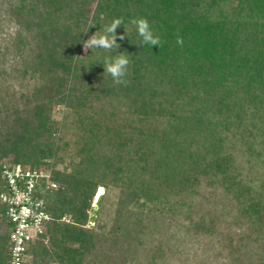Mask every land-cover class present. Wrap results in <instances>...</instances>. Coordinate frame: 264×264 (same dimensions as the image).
Listing matches in <instances>:
<instances>
[{"label": "trees", "instance_id": "obj_1", "mask_svg": "<svg viewBox=\"0 0 264 264\" xmlns=\"http://www.w3.org/2000/svg\"><path fill=\"white\" fill-rule=\"evenodd\" d=\"M14 11L38 42L41 81L29 110L0 137V193L5 163L38 168L53 160L61 185L47 196L52 220L25 264H82L95 247L97 221L88 225L99 187L118 186L134 202L165 212L197 175H228L227 133L243 124V112L259 113L264 129V0H19ZM115 18L123 20L118 51L130 59L127 84L119 85L102 64L117 50L94 49L99 58L85 69L77 57L82 42ZM134 18L147 19L162 46H141ZM58 105L71 110L79 129L71 172L54 166L70 148L57 137ZM248 206L261 210L254 201ZM5 211L0 201V264L10 259Z\"/></svg>", "mask_w": 264, "mask_h": 264}, {"label": "rangeland", "instance_id": "obj_2", "mask_svg": "<svg viewBox=\"0 0 264 264\" xmlns=\"http://www.w3.org/2000/svg\"><path fill=\"white\" fill-rule=\"evenodd\" d=\"M18 4L0 0V137L29 110L28 101L41 81L34 64L38 42L20 23L14 11ZM80 56L84 69L99 58L83 48ZM254 114L243 112V124L227 133L228 175L217 170L197 175L186 191L171 196L176 206L165 212L134 202L118 186L99 187L95 201L105 191L95 247L82 264H264V129L255 118L259 113ZM69 116L67 107L55 106L53 117L62 129L57 137L70 148L58 154L63 160L54 166L71 172L79 129ZM40 167L52 168L53 160ZM251 201L259 204L260 212L249 208ZM4 233L6 224L0 219V235Z\"/></svg>", "mask_w": 264, "mask_h": 264}, {"label": "built area", "instance_id": "obj_3", "mask_svg": "<svg viewBox=\"0 0 264 264\" xmlns=\"http://www.w3.org/2000/svg\"><path fill=\"white\" fill-rule=\"evenodd\" d=\"M2 175L5 189L0 193V201L6 207L9 224V264H25L30 258L28 250L32 243L47 233L52 220L47 196L60 184L53 179V167L31 168L5 163Z\"/></svg>", "mask_w": 264, "mask_h": 264}, {"label": "clouds", "instance_id": "obj_4", "mask_svg": "<svg viewBox=\"0 0 264 264\" xmlns=\"http://www.w3.org/2000/svg\"><path fill=\"white\" fill-rule=\"evenodd\" d=\"M123 24L121 18L113 19L109 24L100 28L99 31L92 34L87 40H84L83 49L85 52L94 49H103L106 52L117 50L118 54L115 56H106L102 62L104 73L110 75L115 84H127L128 67L130 64L129 56L126 52L118 51L120 45L117 43L116 29ZM130 24L135 26L138 35L141 37L142 45H151L159 47L162 46V41L159 36L155 35L148 20L145 18H134ZM92 27V26H90ZM89 27V28H90ZM85 31L84 33H87ZM120 40L125 39V35L119 36ZM179 43L182 41L178 40ZM81 57V56H77Z\"/></svg>", "mask_w": 264, "mask_h": 264}, {"label": "water", "instance_id": "obj_5", "mask_svg": "<svg viewBox=\"0 0 264 264\" xmlns=\"http://www.w3.org/2000/svg\"><path fill=\"white\" fill-rule=\"evenodd\" d=\"M104 191L105 189L103 188V193L98 197L97 201L94 202V206L91 210V216L89 218L90 225H94L97 220V217H98V214L101 208L102 200L104 197Z\"/></svg>", "mask_w": 264, "mask_h": 264}, {"label": "bare ground", "instance_id": "obj_6", "mask_svg": "<svg viewBox=\"0 0 264 264\" xmlns=\"http://www.w3.org/2000/svg\"><path fill=\"white\" fill-rule=\"evenodd\" d=\"M99 194H101V192H99ZM98 197V196H97Z\"/></svg>", "mask_w": 264, "mask_h": 264}]
</instances>
